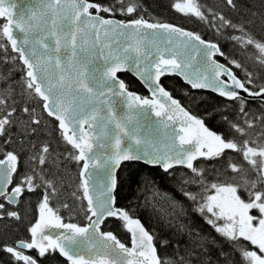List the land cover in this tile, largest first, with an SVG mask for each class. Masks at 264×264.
Listing matches in <instances>:
<instances>
[{
    "label": "snow or ice",
    "instance_id": "1",
    "mask_svg": "<svg viewBox=\"0 0 264 264\" xmlns=\"http://www.w3.org/2000/svg\"><path fill=\"white\" fill-rule=\"evenodd\" d=\"M171 7L217 32L239 33L231 39L254 48L264 66V41L249 31L257 16L264 24V12L238 0H222L225 11L200 0H174ZM142 8L140 0H29L25 6L0 0V52L4 63L20 68L18 80L0 73V221H20L21 212L7 206L31 205L36 197L29 238L0 241L14 264H38L25 250L39 257L58 252L67 264H237L235 253L240 264H264V112L250 114L238 91L264 101V85L252 90L253 74L245 70V79L238 78L232 66L243 65L216 43L145 18ZM228 13L239 15V22ZM123 72L136 76L150 95L130 91L119 78ZM165 75L239 100L242 119L229 122V135L210 129L166 90ZM226 156V166L216 168L214 162ZM134 161L165 173L184 168L182 195L232 251L221 246L214 260L216 239L177 222L184 208L175 200L168 222L187 239L174 245L158 242L140 219L117 207V169ZM69 163L78 173H70ZM184 184L200 191H186ZM62 196L65 201L53 207ZM68 198L78 202L87 223L64 222L60 209L73 210ZM109 217L122 222L130 246L102 229ZM169 246L172 253L162 255L160 248Z\"/></svg>",
    "mask_w": 264,
    "mask_h": 264
},
{
    "label": "trees",
    "instance_id": "2",
    "mask_svg": "<svg viewBox=\"0 0 264 264\" xmlns=\"http://www.w3.org/2000/svg\"><path fill=\"white\" fill-rule=\"evenodd\" d=\"M174 0H140L143 5L142 11L145 18H153L159 21H167L176 23L180 26L189 28L196 33L200 34L203 38L213 40L218 43L222 52L228 57L229 60H235L243 65V69H236L234 72L242 79H245V70L253 74L254 86H249L252 90L258 89L260 85H264V66L258 64L253 56L255 49L252 47L243 48L240 43L231 39L234 33L232 29H222L217 32L215 29L209 27L206 23L200 21L193 16H185L176 12L172 7ZM201 4L209 7L217 8L218 10L225 11L220 8L222 0H200ZM238 3L254 12H264V7L261 6V0H238ZM234 22H239L240 16L233 13H228ZM116 17L122 18L117 14ZM251 18V17H249ZM250 33L257 40L264 41V24L261 23L260 17L257 16L255 24L249 27ZM9 54L11 53L9 48ZM221 61L228 64V60L224 57H218ZM231 66V65H229ZM12 73L14 79H19L20 68L18 62L14 65L10 60L7 63L3 62V53L0 52V73ZM119 76L126 82L128 88L139 92L142 95H147V89L142 83L129 72L120 73ZM162 84L169 89L171 94L179 99V101L192 113L205 119L208 127L229 135L230 128L229 122H236L241 120L240 117V101H232L226 97H221L219 94L204 89H192L187 83L177 75H165L161 78ZM245 102V108L250 114L259 115L264 112V103L260 99L242 97ZM226 118V119H225ZM56 147L55 145L53 146ZM60 151H65L63 145L59 148ZM228 156H232L235 160L239 161V157L235 153L229 152ZM227 156L223 161H216L214 165L216 168L226 166ZM201 166L211 169L212 165H206L202 162ZM70 173L75 175L78 173V166L74 163L67 165ZM23 169V164L21 165ZM186 172L182 167H176L165 173L162 168L155 165H150L142 161L124 162L117 170L118 175V188L115 192L117 197V205L127 209L130 215L138 217L146 229L152 233L156 240L163 241L169 240L171 245L176 243L177 239H187V236H179L176 234L174 227L169 225L167 213L172 210V201L175 200L183 205L184 215L178 218L177 222H183L190 225L194 229L200 230L209 239L215 238L217 241L216 247L213 249V259L222 246L225 251H232L228 244L222 240L214 232V230L206 224L201 216L193 211L191 201L187 200L181 193V174ZM211 176L212 173L209 172ZM184 190L191 192H199L200 189L196 185L184 184ZM246 196V193L244 194ZM27 199V197L25 198ZM62 196L59 202L54 201L53 207H58L59 203L65 201ZM31 205L21 203L17 206H7L11 210L16 209L21 212L22 219L15 221L6 219L0 221V241L12 242L18 239L29 238L27 227L35 213L36 197L31 198ZM67 202L73 204V201L68 198ZM86 204V202H85ZM177 211L179 209L177 208ZM60 214L65 220L74 221V223L85 224L87 223L84 214L79 210L78 202L73 204V210L60 209ZM7 226V227H5ZM104 231H112L118 239L124 243H128L129 233L123 228L122 222L115 218L109 217L102 225ZM173 248H160L162 255L171 254ZM29 254L34 256L40 264H49L55 261L54 256L46 255L39 257L36 250H30ZM55 256L59 257L57 253ZM237 264H240V257L238 253L233 257ZM0 264H14L10 254L0 251Z\"/></svg>",
    "mask_w": 264,
    "mask_h": 264
},
{
    "label": "water",
    "instance_id": "3",
    "mask_svg": "<svg viewBox=\"0 0 264 264\" xmlns=\"http://www.w3.org/2000/svg\"><path fill=\"white\" fill-rule=\"evenodd\" d=\"M20 2H21V6H25L26 4H28L29 3V0H20ZM117 19H121V18H118V17H116ZM162 22H167V21H162ZM168 23H171V22H168ZM171 24H174V25H177V24H175V23H171ZM177 26H179V25H177ZM179 27H181V26H179ZM183 29H185V30H187V31H191V32H194V31H192V30H190V29H188V28H184V27H182ZM195 33V32H194ZM203 38V37H202ZM204 40H206V41H210V42H213V43H216V42H214V41H211V40H207V39H205V38H203ZM217 44V43H216ZM218 45V44H217ZM219 46V45H218ZM217 56H219V55H217ZM217 56H215L214 58L218 61V62H220V63H222V64H225V63H223L222 61H220L219 59H218V57ZM130 73V72H129ZM132 74V73H131ZM133 75V74H132ZM134 76V75H133ZM136 77V76H135ZM180 77V76H179ZM238 77V76H237ZM119 78L120 79H122L120 76H119ZM137 78V77H136ZM182 80H183V78L182 77H180ZM239 78V77H238ZM138 79V78H137ZM222 79H223V77H222ZM139 80V79H138ZM140 81V80H139ZM184 81V80H183ZM141 82V81H140ZM185 82V81H184ZM162 83V82H161ZM230 83V82H229ZM143 85V84H142ZM163 85V84H162ZM144 86V85H143ZM164 86V85H163ZM165 87V86H164ZM166 88V87H165ZM130 91H132V92H135V93H137V94H139L140 95V93H138L137 91H134V90H131V89H129ZM166 90L167 91H169L167 88H166ZM206 90H210V91H212L211 89H206ZM148 91V90H147ZM239 91V90H238ZM241 92H240V96H243V97H245V98H251L247 93H244L242 90H240ZM214 92V91H213ZM216 93V92H215ZM218 94V93H217ZM150 95V93L148 92V95L147 96H149ZM173 96V95H172ZM175 99H177L178 100V98L177 97H175V96H173ZM183 105V104H182ZM184 106V105H183ZM185 107V106H184ZM186 108V107H185ZM187 109V108H186ZM193 114V113H192ZM195 115V114H194ZM211 129V128H210ZM142 162H144V161H142ZM118 170V169H117ZM117 207H120V206H118V205H116ZM120 208H123V207H120ZM134 217V216H133ZM134 218H138V217H134ZM139 219V218H138ZM64 222H66V223H73V221H64ZM142 222V221H141ZM53 233H55V232H58V231H60V230H56V229H53V230H51ZM130 243H131V237H130ZM129 246H130V244H129ZM26 251H28V250H25V252ZM26 254H28V255H30L29 253H27L26 252ZM33 257V256H32ZM64 258V257H63ZM38 264H40L39 262H38Z\"/></svg>",
    "mask_w": 264,
    "mask_h": 264
},
{
    "label": "flooded vegetation",
    "instance_id": "4",
    "mask_svg": "<svg viewBox=\"0 0 264 264\" xmlns=\"http://www.w3.org/2000/svg\"><path fill=\"white\" fill-rule=\"evenodd\" d=\"M13 210H16V209H13ZM129 238H130V236H129ZM126 244V243H125ZM130 244V240H129V242L127 243V245H129ZM29 251L30 250H28V253H29ZM38 253V252H37ZM57 254H58V256L59 257H57V256H55V253H49V254H46V255H50V256H54V258H55V261L54 262H51V264H67V261H66V259L65 258H63V257H61L60 255H59V253L57 252ZM45 257V256H44ZM38 261V260H37ZM39 262V261H38ZM50 262V261H49ZM49 262L47 263V264H49ZM40 263V262H39Z\"/></svg>",
    "mask_w": 264,
    "mask_h": 264
},
{
    "label": "bare ground",
    "instance_id": "5",
    "mask_svg": "<svg viewBox=\"0 0 264 264\" xmlns=\"http://www.w3.org/2000/svg\"><path fill=\"white\" fill-rule=\"evenodd\" d=\"M239 92H241V91L239 90Z\"/></svg>",
    "mask_w": 264,
    "mask_h": 264
},
{
    "label": "rangeland",
    "instance_id": "6",
    "mask_svg": "<svg viewBox=\"0 0 264 264\" xmlns=\"http://www.w3.org/2000/svg\"><path fill=\"white\" fill-rule=\"evenodd\" d=\"M13 210V209H12Z\"/></svg>",
    "mask_w": 264,
    "mask_h": 264
}]
</instances>
